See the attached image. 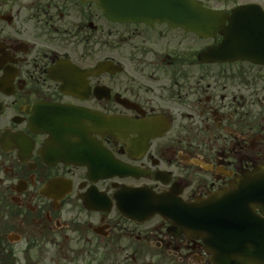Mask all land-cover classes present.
<instances>
[{"label": "flooded vegetation", "instance_id": "flooded-vegetation-1", "mask_svg": "<svg viewBox=\"0 0 264 264\" xmlns=\"http://www.w3.org/2000/svg\"><path fill=\"white\" fill-rule=\"evenodd\" d=\"M256 166L264 0H0V264H213Z\"/></svg>", "mask_w": 264, "mask_h": 264}, {"label": "water", "instance_id": "water-1", "mask_svg": "<svg viewBox=\"0 0 264 264\" xmlns=\"http://www.w3.org/2000/svg\"><path fill=\"white\" fill-rule=\"evenodd\" d=\"M229 189L243 191L242 198L245 200V204L250 208L253 206L258 207L264 215V166H257L254 170L235 179ZM170 199L167 194H155L154 212L165 215L166 213L162 211V207L167 205ZM249 207L245 211L247 215L252 214ZM195 229L204 234L203 238L209 246V251L213 254V260L216 264H264V239L262 235L261 239L250 242L251 246L241 248L240 244L228 239H221L217 242L212 229L204 223L203 227L195 225ZM263 229L264 226L261 224V228L258 230L262 232ZM219 230H221V227H219ZM253 255L254 258L260 257L261 259H249Z\"/></svg>", "mask_w": 264, "mask_h": 264}]
</instances>
